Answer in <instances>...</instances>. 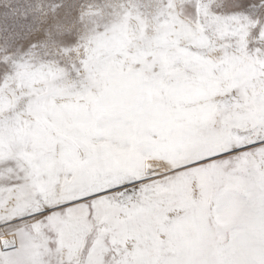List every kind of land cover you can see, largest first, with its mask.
Segmentation results:
<instances>
[{
	"label": "snow or ice",
	"instance_id": "snow-or-ice-1",
	"mask_svg": "<svg viewBox=\"0 0 264 264\" xmlns=\"http://www.w3.org/2000/svg\"><path fill=\"white\" fill-rule=\"evenodd\" d=\"M0 264H264V0H0Z\"/></svg>",
	"mask_w": 264,
	"mask_h": 264
}]
</instances>
